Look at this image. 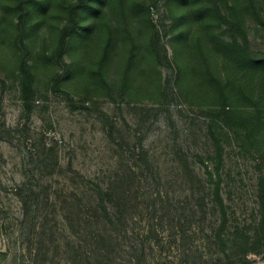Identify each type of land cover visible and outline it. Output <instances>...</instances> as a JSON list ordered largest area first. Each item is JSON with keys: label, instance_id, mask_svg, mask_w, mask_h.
<instances>
[{"label": "rangeland", "instance_id": "374dc122", "mask_svg": "<svg viewBox=\"0 0 264 264\" xmlns=\"http://www.w3.org/2000/svg\"><path fill=\"white\" fill-rule=\"evenodd\" d=\"M74 5L66 72L60 35ZM263 51L264 0H0V264H89L71 190L142 151L189 212L215 136L222 196L252 219L264 168V62L252 54ZM150 258L180 263L176 244Z\"/></svg>", "mask_w": 264, "mask_h": 264}, {"label": "trees", "instance_id": "16d2710c", "mask_svg": "<svg viewBox=\"0 0 264 264\" xmlns=\"http://www.w3.org/2000/svg\"><path fill=\"white\" fill-rule=\"evenodd\" d=\"M22 7L21 19L26 11L23 4ZM78 20L79 6L74 5L60 35L58 56L66 72L69 66L62 56ZM252 58L264 62V51L252 54ZM62 79L60 76L57 84ZM32 86V74L26 69L21 76L26 102ZM211 140L213 151L208 159L212 167L204 163L198 176L200 186L187 194L195 204L189 212L173 203L160 172L154 171L144 151L137 155L140 162L128 169H116L107 180L104 176L91 179L78 187L81 190L72 189L67 210L78 221L80 231L83 223L89 229L84 234V260L89 264H152L149 259L153 252L162 256L176 244L179 264H253L250 255L264 253V168L257 176L254 217L240 221L221 193L224 156L220 138L215 136ZM25 186L23 183L16 189L24 206ZM33 194L39 196L37 188ZM83 214L90 220L83 219ZM190 238L192 245H188ZM80 241L74 240L73 244ZM81 247L79 244L74 250L81 251Z\"/></svg>", "mask_w": 264, "mask_h": 264}]
</instances>
